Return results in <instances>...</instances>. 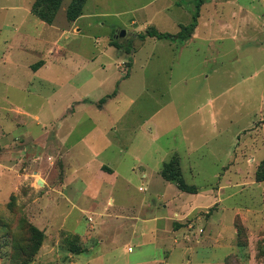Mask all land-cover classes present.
Returning <instances> with one entry per match:
<instances>
[{
    "label": "crops",
    "instance_id": "crops-1",
    "mask_svg": "<svg viewBox=\"0 0 264 264\" xmlns=\"http://www.w3.org/2000/svg\"><path fill=\"white\" fill-rule=\"evenodd\" d=\"M232 1L236 0H230ZM34 2L35 0H20L19 4L10 7L13 24L0 27V32L4 30L3 27L10 30L9 38L0 45V85L6 90L13 91L6 95L2 102L4 104H0V117H4V121L0 119V126H5V130L12 138L14 135H26V138L36 140L39 145H44L48 139H53L54 150L58 156L62 154L61 164L56 168L53 166L54 160L48 163L44 155L37 165V173L44 184L42 190L46 193L42 198H38L36 204L43 205L36 223L42 224L40 230L44 233V242L37 258L47 261L67 259L65 264H103L102 259L108 251V245L109 250L114 253L111 259L116 261L123 259L119 253L122 248L120 242L127 241V248L123 252L127 255H124L123 264H190L185 257V247L181 240L184 228L174 229L172 221L179 222L196 215L199 209L205 207L202 206L203 204H198L197 199L204 200L200 195H210L208 192H212L211 190L203 193L198 190L196 194L179 191L181 193H176L178 200L171 208V214L167 213L169 208L167 204H161L158 208L143 204L136 214H131L134 209L128 204L116 202L114 194L118 192L119 195H128V189L120 186L122 181L131 185L129 182L131 176H138L146 185L149 183L151 186V183L156 181L162 188L169 186L167 185L169 183L160 177L159 170L172 155L179 158L178 150L173 147L174 149L168 152L158 151L153 154L152 149L161 142L171 144L184 142L191 146L189 143L192 141L193 144L194 141H203L206 145L205 139L210 140L219 133L222 110L219 103L216 104L219 97L213 93L208 80L213 77L219 78L222 67L231 68L233 66L231 61L237 62L236 53L241 50L237 38L246 40L247 29L251 34V11L247 12L245 6L244 18L240 16L241 18L229 27L222 23L224 17L218 11L223 7L218 6L215 0H204L191 36L185 41L166 39L168 43L162 45L170 49L173 54L169 71L166 70L164 73L167 79L165 102L156 95H151L146 88H142L138 94H133L132 91L126 108H120L121 101L125 97L123 86L133 80L137 74L136 55L148 43L157 47L158 42L163 40L147 37L141 41L138 35L144 34L150 27L155 28L158 33H163L160 27L167 25L174 9L182 10L181 2L179 0H147L144 3L138 0H86L81 15L75 21L66 20L64 8L62 15L58 13L51 24L43 22L32 14L31 7ZM97 3L101 5L100 10L93 13L96 9L93 6ZM118 3L125 5L119 9L115 8ZM249 4L251 5V1ZM239 9L241 12V6ZM247 15L250 16V21L247 20ZM92 19H100L98 26L106 29V36L95 38L93 46L96 52L85 58L80 54V48L69 47L67 44H62V41L70 36H81L80 26L83 24L91 26ZM232 20L235 18L232 17ZM202 24L203 29H201ZM241 24L243 28L239 27ZM178 26L180 31V25ZM209 27L211 29H207ZM121 31H125L124 37L127 36V31H130L133 41L137 43L130 54V66L127 71L122 66L126 62L122 56H126L124 50L118 49L111 41L112 37L123 38L119 37ZM179 31L164 34L175 35ZM229 41L236 44L237 49L233 51L234 56L226 60L224 59L226 54H221L223 50L220 45ZM192 44L197 45L192 47L191 51L199 61L180 60L181 52ZM109 52L115 60H110ZM151 57L141 62L138 67L139 74L144 80L147 72L150 73V79L151 73L157 74L156 69L148 70L152 64ZM104 58L107 61H104ZM196 62L202 67L210 66L212 70L208 73L204 71L196 77L195 74L190 76L193 81L202 79L204 82L198 83L192 91H185L186 87L182 88V86L186 85L190 74L184 69L198 65L195 64ZM176 65L177 71L174 70ZM111 69L122 72L115 71L116 77L113 79L115 81H112L108 91H104L102 87L107 81L105 75ZM223 75L235 80V71L225 70ZM96 77L100 78L96 79ZM174 78L177 79L176 83L173 82ZM84 88H87L86 92H82ZM31 90L34 92L31 93ZM114 91H116L115 95L102 102ZM16 95H23L25 99L34 95L37 98V105L30 108L12 99ZM132 111L134 113L130 115ZM165 111H169L164 115L165 119L160 120L159 123L153 122ZM150 121L153 124L146 126L145 124ZM162 121L166 123L165 126L160 125ZM31 127H39L40 136L34 137L29 131ZM112 132L117 135H111ZM8 140L9 137L5 140L6 146L15 148L12 144L13 139H10V142ZM121 140L125 142L122 145H120ZM234 144H237L236 140ZM81 146L89 153L83 162L80 160L83 155L79 148ZM111 147H114L116 152L110 162L101 160L100 154ZM232 153L234 152L226 153L227 165L221 168L222 171L227 172L217 171L214 178L221 180L225 174H236L233 169L235 158L232 157ZM126 157L134 162V165L128 169V175L121 168ZM166 157L168 159H165ZM151 159L152 163L146 162ZM179 162L181 164L180 158ZM187 169L192 174L196 171L193 166H188ZM25 177L29 181V176ZM25 182L21 176L15 175L12 171L0 172V187L5 186L0 206L8 201L11 194L19 193ZM224 184L228 182L219 184L216 190L218 195H221L222 190L226 188ZM2 191L0 188V193ZM156 196L162 197L161 194ZM111 209L114 210L110 212ZM47 211L50 212L46 216ZM59 212L62 213V223L58 228L53 229L50 223ZM74 212L77 214V219L73 223L76 224L70 226L72 228L67 227L65 223ZM256 215L254 214L253 217ZM108 219L112 223H107ZM127 219L134 222L124 223ZM82 222L84 228H81V232H75L77 223ZM107 225H112L110 233L104 232ZM62 233L79 236L85 251L73 255L66 251L58 252V249L46 250V243L51 241L53 236H60ZM131 241L136 243L137 248L132 258L128 257V254L134 252L128 245ZM80 255L85 257L79 258Z\"/></svg>",
    "mask_w": 264,
    "mask_h": 264
},
{
    "label": "rangeland",
    "instance_id": "rangeland-1",
    "mask_svg": "<svg viewBox=\"0 0 264 264\" xmlns=\"http://www.w3.org/2000/svg\"><path fill=\"white\" fill-rule=\"evenodd\" d=\"M19 1L20 0H0L1 28L6 24L9 26L13 24V19L10 18L11 12L9 8L19 4ZM138 1L144 3L147 0ZM179 1L181 2L182 10L174 9L172 11L167 25L160 27L162 30L161 32L176 33L179 31L178 25L187 26L190 22L191 12L193 14L195 11L196 0ZM215 1L218 3V6L223 7L221 11L218 10L224 17L222 23L225 25L227 24L229 27H232L241 17L242 19L244 18L246 14L244 11L245 6L248 9L247 12L251 11L252 15L250 27L251 34L248 33L247 29L246 40L244 38L241 40L237 38L239 41L238 47L241 50H238L236 53L237 62L231 61V64L235 67L232 65L231 68H229L230 66L222 67L220 69L221 76L219 78L214 79L213 77L208 80L214 91L213 93L219 97L216 104L219 103L222 110L220 131L216 133L215 137H212V139H205L207 142L206 145H204L203 141H194V144L192 141V143H189L191 146L184 142L175 144L161 142L152 150L154 154L158 151L161 153L168 152L174 149L173 147L177 148L178 156L181 161V164L179 162V168L181 167L180 171L182 170L181 175L184 182L187 185L196 187L197 191L200 190L202 193L204 191H212L208 192L210 195H200V198L203 197L204 200L197 199V203L203 204L202 206L205 205V207L199 209L196 215L190 216L179 222L176 220L172 221L174 229L184 228L181 240L185 247V257L190 261V264H264V182H258L255 179V174L261 161L264 159V123H261L264 122V0ZM250 1L251 5L249 4ZM70 2L71 0H61L59 9L52 23L58 13L62 15V9L64 8V17L66 18V9ZM208 4L209 3H207V5ZM124 5L125 3H118L115 5V8L119 9ZM100 6L99 3L94 5L93 8L95 7L96 9L93 10V13L99 12ZM239 6L242 8L241 12L239 11ZM235 15L237 17H235ZM58 17L60 18L62 16ZM232 17L235 18V20H232ZM247 18V20L250 21L249 15H247ZM90 22L91 26L89 27L83 23V25L80 26L82 28L81 36H70L62 41V44H67L69 47L80 48V54H83L85 58H89L96 52L93 46L95 38L97 36H106V29H101L98 26L100 19H92ZM239 27L243 28V24ZM3 28L4 30L0 32V45H3V42L6 41L10 35V30L5 29V27ZM150 28L156 30L153 27ZM201 29H203V24ZM207 29L211 28L209 27ZM133 40L130 31H127L126 37L120 39L117 37L111 38L112 44L118 49L124 50L126 54V56L122 55L124 57L123 59L126 61L122 64L125 71H127L130 66V54L134 45L137 44ZM165 40L166 39H163L158 42L159 44L157 47L148 43L142 51L136 55V62H138L136 68L137 74L133 80L126 82L125 86H123L125 97L124 100L121 101L120 108H126L128 97L130 96L129 94H131L132 91L133 94H138L142 88H146L151 95H156L158 99L165 102L167 79L164 73L166 70L169 71L173 59L172 51L162 46L168 43ZM245 41H247V43H245ZM215 45L218 46L219 44ZM220 46H222L221 48L223 50L221 54H226V57H224L226 60L233 57V51L237 49V45L230 41L222 43ZM192 47H197V45L192 44L186 50H183L179 55L180 60H198L195 58V55H193V51H191ZM203 50L205 51V49ZM108 54L111 61L115 60V57L112 56L110 52ZM152 55L153 57H151ZM149 57H151L152 64L148 70L156 69L157 74L153 75V73H151L150 79V73L147 72L146 80H144L141 74H139L140 71L138 67L141 62L149 59ZM104 61L107 60L104 58ZM195 64L198 65L194 67L185 66L187 69L184 70L190 74L187 77L188 81L186 85L182 86V88L184 86L186 87L185 91H192L198 83L202 84L204 82L202 79L193 81L190 76L195 74L196 77L204 71L208 73L212 70L210 66L202 67L199 62ZM174 70H178L177 65ZM225 70L231 72L235 71V80H233L232 77L230 80L228 76H224L223 73ZM115 71L119 73L122 72V70L111 69L105 75L107 81L104 82L105 84L102 90L108 91L112 86V83L115 81H113V79L116 77ZM99 78L100 77H96V79ZM103 78L104 76L102 79ZM176 80L177 79L174 78L173 82L176 83ZM86 91L87 88L82 89V92ZM12 92V90H6V88L0 85V104H4L2 102H4L6 95ZM33 92L34 90H31V93ZM12 99L28 107L30 106V108L37 105V98L34 95L29 99H25L23 95H16L12 97ZM133 113L134 111H132L130 115ZM168 113L169 111L160 113L153 122L158 121L159 123L160 120L165 119L164 115ZM0 119L4 121L3 116H1ZM153 122H147L145 125H152ZM165 124L166 123L162 121L160 125L165 126ZM38 128L39 127H31L29 129L34 137L40 136V130ZM111 135L116 136L117 134L112 132ZM25 136L26 135H14L12 138L10 133L5 130V126H0V172L12 171L15 175L21 176L26 181L19 193L11 194L8 201L0 206V264H65L67 259L39 260L37 257L41 247L34 255L36 241L30 231L31 227L41 231L40 226L42 224L36 223V220L39 218V215H41L43 205L42 203L39 205L36 204L38 198H42L46 195L45 191L42 190L44 184L37 173V165L44 155L46 157V162L51 163V161L54 160L53 166L56 168L61 164L60 158L62 154L58 156V153L54 150L53 139H48L44 145H39L36 140L26 138ZM8 137L9 142L13 139L12 144L15 145V148L6 146L5 140L8 139ZM235 140L237 144H234ZM122 143L125 142L121 140L120 145H122ZM79 148L82 150L81 154L83 155L80 157V160L83 162L89 153L86 151L85 147L81 146ZM228 151L234 152L232 153V157L235 158L233 169L236 171V174H225L221 180L220 178H214L217 171L227 172L222 171L221 168L227 165L226 153ZM114 152H116V149L111 147L109 150L102 152L99 158L105 162H110ZM165 159L168 158L166 157ZM132 161L133 160L129 157H126L124 163L121 165L122 171L126 175H128V169L134 165ZM146 162L152 163V159ZM188 166H193L196 170L195 173H189L187 169ZM25 176H29V181L26 180ZM129 180L131 185L122 181L120 186L121 188L126 187V189H128V195H119L117 194L118 192H116L114 194V199L116 202L119 201L123 204H128L130 208L134 209V212L131 214H136V211L140 210L139 208L143 204L147 206L151 205L152 207L156 206L157 208L161 204H167L169 205V208H167V213L169 214L175 201L178 200L176 193H181L177 190L176 186L170 184V182L167 184L169 185L168 187L162 188L156 181L151 183V186L149 183L146 185L138 176H131ZM162 180L165 181L164 179ZM162 180L159 179V181ZM222 182H228V184H224L226 188L222 190L221 195H218L216 190ZM0 188L3 190L2 193H0L1 200V196L5 191V186L1 185ZM156 194H158V196L161 194L162 197H157ZM113 210L114 209H111L110 212ZM49 212H46V216L49 215ZM61 214V212L56 213V216L53 217L54 220L50 223L53 229L58 228L62 223ZM254 214L257 215L253 217ZM247 215L249 217H247ZM132 217H135V215H132ZM76 219L77 214L74 212L65 225L67 227L75 226L76 223H73V221ZM129 220L130 219H127L124 223L134 222ZM108 222L112 223L110 219L107 220V223ZM76 226L78 227L75 232H81V228H84V223H77ZM111 229L112 225H107L104 228V232L110 233ZM41 232L43 234L42 246L44 242V233L43 231ZM127 243V241L120 242V247L122 248L119 253L123 259H118L116 261L111 259L114 253L109 250L110 247L108 245V251L102 259L103 264H123L124 255H127L126 252L123 253L124 249L127 248ZM46 244V250L48 249L49 251L52 249H58L57 251L61 253H65V251L67 253H70L69 251L76 253L85 251V246L82 244L80 237L73 234L62 233L60 236H53L52 240ZM135 244L136 243L133 241L128 244L134 251L133 254H128L130 258L136 253L137 248ZM78 257L81 258L85 256L80 255Z\"/></svg>",
    "mask_w": 264,
    "mask_h": 264
},
{
    "label": "trees",
    "instance_id": "trees-1",
    "mask_svg": "<svg viewBox=\"0 0 264 264\" xmlns=\"http://www.w3.org/2000/svg\"><path fill=\"white\" fill-rule=\"evenodd\" d=\"M86 0H71L69 6L66 9V18L69 22L75 21L82 13L83 6ZM204 0H196L195 11L192 14L191 21L187 26H180V31L175 35L158 33L156 30L148 28L144 34L138 35V38L143 41L145 38H156V39H169L173 41H185L189 38L196 27L197 19L199 17V9L203 4ZM61 0H35L32 4L31 12L37 18L47 24H51L52 20L59 9ZM116 91L112 95L105 97L102 102L107 98L115 95ZM160 176L167 182H170L176 186V188L187 194H196L197 188L194 186L187 185L181 175L179 168L178 158L174 155L168 161L164 162L160 169ZM255 179L258 182H264V159L261 161L260 166L255 174ZM31 235L36 241L34 247V255L38 252L43 241V234L41 231L34 227L30 228ZM244 246V245H240ZM73 255H78L81 252L69 251Z\"/></svg>",
    "mask_w": 264,
    "mask_h": 264
},
{
    "label": "water",
    "instance_id": "water-1",
    "mask_svg": "<svg viewBox=\"0 0 264 264\" xmlns=\"http://www.w3.org/2000/svg\"><path fill=\"white\" fill-rule=\"evenodd\" d=\"M124 35H125V31H121L119 37H124Z\"/></svg>",
    "mask_w": 264,
    "mask_h": 264
}]
</instances>
